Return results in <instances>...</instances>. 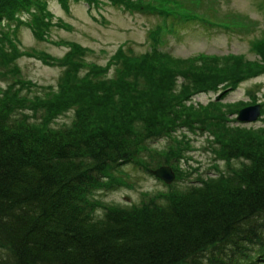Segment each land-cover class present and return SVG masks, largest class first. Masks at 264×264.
I'll return each instance as SVG.
<instances>
[{
  "label": "trees",
  "instance_id": "16d2710c",
  "mask_svg": "<svg viewBox=\"0 0 264 264\" xmlns=\"http://www.w3.org/2000/svg\"><path fill=\"white\" fill-rule=\"evenodd\" d=\"M50 1L0 0L4 63L24 55L12 49L17 47L10 37L19 28L31 29L38 41L50 38L55 25ZM57 1L65 10L72 1H85L90 12L112 1L133 14L149 11L177 20L197 15L200 2L160 0L155 7L156 2L134 0ZM214 17L225 30L251 36L250 52L257 59L174 58L158 49L163 33H175L165 22L151 33L152 52L133 56L119 48L107 64H121L114 79L103 78L107 67L89 62L91 50L78 43L66 42L70 49L62 58L37 48L27 52L67 73L57 89L41 88L43 95H23L14 84L0 88V264H264V152L249 144L257 140L264 148V128L231 126L228 114H238L247 102H225L224 96L206 105L190 101L222 85L233 91L263 74L264 31L255 35L261 30L258 20L240 12L215 10ZM208 19L200 21L214 29ZM180 78L189 83L178 87ZM17 83L31 92L35 88L26 79ZM256 102L254 96L251 103ZM71 112L70 122L53 125ZM183 128L205 130L227 172L216 166L218 175L199 174L190 185L175 188L185 174L184 154L195 144ZM159 137L170 140L166 149L147 144ZM234 160L242 161L241 167H232ZM129 164L151 175L170 166L176 178L165 185L169 191L139 205L104 203L96 195L119 188L118 173Z\"/></svg>",
  "mask_w": 264,
  "mask_h": 264
},
{
  "label": "rangeland",
  "instance_id": "374dc122",
  "mask_svg": "<svg viewBox=\"0 0 264 264\" xmlns=\"http://www.w3.org/2000/svg\"><path fill=\"white\" fill-rule=\"evenodd\" d=\"M134 1L138 5H147L149 3L146 0ZM155 1L156 3L154 5L156 7L158 5L157 2L161 1ZM263 1L200 0L199 4L195 6L197 15L190 19L177 20L171 16L164 17L149 11H141L133 14L134 12L131 13L123 8V5L115 4L112 1L99 4L97 8L90 12V6L85 1H72L68 10H65L57 0H52L50 1L48 11L55 25L50 30V38L47 35L46 39L38 41L33 31L26 27H21L17 30L16 39L11 35L10 38L16 43L17 47H12V49L17 52L21 51L24 55L17 57L12 63H8L7 61L4 63L0 57V88H7L8 85L14 84L15 89H24L22 94L29 97H32L34 94L43 95L44 92L41 88L49 87L48 85L57 89V85L62 77L66 75L67 69L60 65H50L41 59L29 58L27 52L32 48H37L56 58H62L70 49L66 42L78 43L84 48L90 49L91 52H88L89 55L87 57L88 61L97 63V65L102 67H107V72L103 75V78H118V71L122 68L121 64H111L110 67L107 64L119 48L122 47L128 55L131 53L133 56H141L152 52L154 42L151 33L158 26L164 25L165 23L168 26H173L175 33H163L161 37L162 41L158 48L160 51L174 58L199 59L203 54L221 56L242 54L247 59L255 60L257 56L250 52L249 42L251 36L237 35L224 29L209 30L200 21V18L206 16L212 19L214 14L212 15L211 12H214V10L240 12L249 15L252 19L258 20V26L261 30L257 31L255 35H261V31H264ZM162 5L165 6L164 3ZM60 21L63 22V25H60ZM218 26H220L219 23ZM5 31L7 30L5 29ZM51 40L54 41V44L51 43ZM3 44L4 49L9 54H12V49L8 46L7 42H3ZM157 65L161 66L162 64ZM12 69L16 70V72H9ZM18 78L31 81V85L35 87L32 89V92L27 87H21L17 83ZM188 83L187 80L180 78L178 87H182V85ZM221 96H224L223 100L225 102L235 104L241 101H251L254 96L257 97L260 103L264 102V73L252 80L241 83L233 91L230 89L225 90L222 85L215 92L195 94L190 101L206 105L209 101H214ZM29 111V109H24V113L32 114ZM72 115L73 113L71 112L65 116H60L53 125L58 126L59 124L70 122ZM228 117L231 119V126H243L246 129L251 127H254V129L264 128V114L260 117L261 120L252 124L238 123V115L236 114H228ZM15 118H21V116L17 115ZM34 120V118H30L31 122H38ZM185 130L190 132V136L194 138L193 141H195V144L191 151H187L184 154V158L180 164L185 174L181 182L174 183V187L176 188L178 184L179 186L190 185L191 182L196 181L199 174L204 177L218 175L219 171L215 170L216 166L218 170L227 172L225 161L216 158L220 156L217 154L215 147L212 150V144L208 142L210 137L206 131L200 129L195 131L190 129ZM227 135L228 137H234L231 134ZM254 141L258 142L257 140ZM254 141L252 143L249 141V144L256 150L264 152V148L260 147ZM147 144L156 149H166L170 144V140L166 137H159L149 140ZM230 165L232 167H241L242 161L234 160ZM195 169L199 170V172H196ZM118 177H122L123 182L119 188L108 194L99 193L96 195L104 203L115 207L130 206L132 204L139 205L142 201L155 195L157 192L169 191V186L165 187L166 184L163 181L157 179L149 172L144 171L139 165L129 164L124 166L120 170V173H118ZM101 212L103 211L100 210L97 213L99 217L101 216Z\"/></svg>",
  "mask_w": 264,
  "mask_h": 264
},
{
  "label": "water",
  "instance_id": "95a60500",
  "mask_svg": "<svg viewBox=\"0 0 264 264\" xmlns=\"http://www.w3.org/2000/svg\"><path fill=\"white\" fill-rule=\"evenodd\" d=\"M260 115V111L258 107L248 108L241 111L239 119L247 122L257 120ZM153 175H155L158 179L164 181L166 184H171L175 180L176 176L171 167L163 166L157 170L152 171Z\"/></svg>",
  "mask_w": 264,
  "mask_h": 264
},
{
  "label": "bare ground",
  "instance_id": "6f19581e",
  "mask_svg": "<svg viewBox=\"0 0 264 264\" xmlns=\"http://www.w3.org/2000/svg\"><path fill=\"white\" fill-rule=\"evenodd\" d=\"M159 49V48H158ZM160 51V50H159ZM162 52V51H161ZM164 53V52H163ZM29 58H32V57H29Z\"/></svg>",
  "mask_w": 264,
  "mask_h": 264
}]
</instances>
